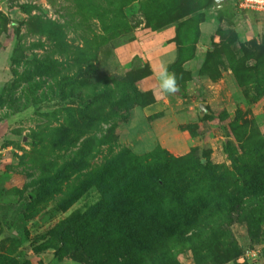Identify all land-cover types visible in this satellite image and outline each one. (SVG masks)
I'll use <instances>...</instances> for the list:
<instances>
[{
    "label": "rangeland",
    "instance_id": "1",
    "mask_svg": "<svg viewBox=\"0 0 264 264\" xmlns=\"http://www.w3.org/2000/svg\"><path fill=\"white\" fill-rule=\"evenodd\" d=\"M233 9L231 0H0V264H197L191 244L201 239L207 264H264V14ZM206 20L212 32L199 43ZM160 31L176 46L168 71L194 120L144 143L129 121L146 101L137 81L148 65L121 63L116 49ZM196 51L193 77L183 64ZM127 94L130 107L119 108ZM108 128L113 145L101 140ZM180 133L189 144L174 151L172 141L186 143ZM158 149L187 158L142 161L139 182L120 188L132 157ZM158 173L194 193L205 187L206 198L223 194V214L233 210L226 198L240 209L212 233L114 221V202H142Z\"/></svg>",
    "mask_w": 264,
    "mask_h": 264
},
{
    "label": "trees",
    "instance_id": "2",
    "mask_svg": "<svg viewBox=\"0 0 264 264\" xmlns=\"http://www.w3.org/2000/svg\"><path fill=\"white\" fill-rule=\"evenodd\" d=\"M149 73L150 71H148L147 74L141 76L140 78L148 75ZM188 75L190 76L189 72ZM137 95H141L144 100L146 99V101L142 103H137L135 106H142L153 100V95L150 91L140 90ZM132 99V95L127 94L125 101L122 105L119 106V108H129L130 101ZM87 117V127L89 128L92 124V119H94V117L92 115H89ZM109 134L111 135V137L109 136ZM102 137L104 138V140L103 138L101 140L104 144L108 143L109 145H113L110 143H116L113 128H108L107 131L103 133ZM132 158V163H130L132 165H129L130 169L128 170V172L125 171L123 174L119 175L118 184L123 190H126L130 186L139 182V178L141 177L140 173L137 170V167L141 166V164L139 163H141L142 161L150 163L153 162V160H159L160 158L162 160L165 159L167 161L166 165L168 167H172L174 166L173 164H177L180 161L186 160L187 157L173 158L169 153L165 152L164 150L158 149L152 151L144 157L134 156ZM149 179L152 184L153 194L151 196H148L142 202L140 200H134L129 198L119 199L114 202L112 209L113 220L116 221L119 225L125 228H130L133 226H146L149 227V230H151L150 233L157 229V234L160 235H162L163 231L166 230L167 236L174 234V231L181 227H193V230L198 231V229L204 226V228L206 227L210 230L209 233H212L214 230L218 232L225 221L232 220L234 217L233 212L238 211L241 206L239 204L241 200L236 199L233 202L229 198H226L225 200L232 205L233 210L231 212H224L223 214V209L221 210V208L219 207L221 206L219 202L222 203L221 201L224 198L223 194L216 192V194H213L212 196L210 195L208 198H206V195L204 196V194L199 193L201 191H204L205 187L200 188L199 192L196 193H194L195 191L194 189H192V185L189 184L183 185L182 187H174L172 186L173 182L166 181L164 174H150ZM218 189L221 190L219 186L217 187V189L215 187H211V191H216ZM154 193H159L160 195L154 196ZM259 194L261 196V199L257 200L258 205L261 204V200H264V193ZM103 202L104 198L101 201V208L105 209L106 211L108 209H106L102 205ZM214 205L216 207H214ZM210 209H212V211L210 214H208L209 212L207 210ZM255 210H257V205H252L248 210V215ZM205 211L207 212L204 214ZM221 213L223 218L221 217ZM243 218L246 219L245 216ZM253 219L254 218H248L247 216V222H249L250 224L253 222ZM153 240L154 237H152L150 241L152 242ZM204 243V239H201L198 241V243L195 242L191 244V248L194 252L195 261L197 264H207V262H205L204 258L198 252V249H200L199 245H202ZM236 250L237 247L235 245H232V249L228 252V254L231 252H235ZM218 257L219 256H216V258H214L216 260L210 261V264H216L219 263V261L220 263H222L224 261L221 260V257ZM234 258L235 256H233V259ZM228 259L231 260V257H229ZM234 264H247V262H238L234 260Z\"/></svg>",
    "mask_w": 264,
    "mask_h": 264
},
{
    "label": "crops",
    "instance_id": "3",
    "mask_svg": "<svg viewBox=\"0 0 264 264\" xmlns=\"http://www.w3.org/2000/svg\"><path fill=\"white\" fill-rule=\"evenodd\" d=\"M208 24V20H206L200 25L199 43L210 38L212 31ZM171 38L172 36L166 31L147 33L145 36L116 49L121 63L138 56L148 65L150 71L148 75L137 81V86L141 91H150L153 100L145 105L133 107L129 121L131 123L129 126H136V137H147L144 143L156 136L160 138L175 137L179 133L177 131L180 125L194 120L190 112L187 111L190 105H185L184 98L176 92L168 93L163 88L165 70L169 73L168 66L176 58V46ZM199 63L200 55L196 51L193 58L184 62L183 67L190 71L194 77ZM180 135L186 139V143L172 141L167 145L174 151H180L189 144V138L183 133Z\"/></svg>",
    "mask_w": 264,
    "mask_h": 264
},
{
    "label": "built area",
    "instance_id": "4",
    "mask_svg": "<svg viewBox=\"0 0 264 264\" xmlns=\"http://www.w3.org/2000/svg\"><path fill=\"white\" fill-rule=\"evenodd\" d=\"M233 12L246 16L250 11L256 14H264V0H231Z\"/></svg>",
    "mask_w": 264,
    "mask_h": 264
},
{
    "label": "clouds",
    "instance_id": "5",
    "mask_svg": "<svg viewBox=\"0 0 264 264\" xmlns=\"http://www.w3.org/2000/svg\"><path fill=\"white\" fill-rule=\"evenodd\" d=\"M163 88L168 93H174L177 90L175 76L174 74L167 73V70H165L163 77Z\"/></svg>",
    "mask_w": 264,
    "mask_h": 264
},
{
    "label": "water",
    "instance_id": "6",
    "mask_svg": "<svg viewBox=\"0 0 264 264\" xmlns=\"http://www.w3.org/2000/svg\"><path fill=\"white\" fill-rule=\"evenodd\" d=\"M199 108L202 110V109H203V106L200 104V105H199Z\"/></svg>",
    "mask_w": 264,
    "mask_h": 264
}]
</instances>
